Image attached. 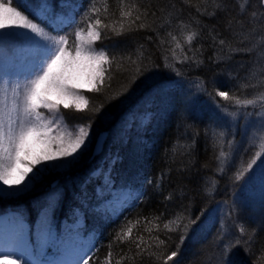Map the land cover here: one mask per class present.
<instances>
[{
  "label": "snow or ice",
  "instance_id": "snow-or-ice-1",
  "mask_svg": "<svg viewBox=\"0 0 264 264\" xmlns=\"http://www.w3.org/2000/svg\"><path fill=\"white\" fill-rule=\"evenodd\" d=\"M119 2L121 5L120 19L106 23L108 0H88V6L79 21L76 19V14L84 7L83 0H59L58 4H53L50 0H39L35 6L21 5L25 10H21V6H14L13 0H0V30H6L0 31V198L18 197L32 190L34 184L40 181L45 174L71 169L87 151L91 143L89 139L91 120L87 125L69 126L67 116L61 112V108L74 110L69 113L71 115L91 112L92 116H95L104 107V104L93 106L92 99L85 95V90L102 94L106 89L111 88V82L115 78L114 73L121 70L125 58L109 55L103 47L97 50V42L102 43L111 38L108 35L109 32L115 37H120L137 30L136 22L140 20L139 15L134 16L135 5L128 6L126 0H119ZM101 3L103 9L98 6ZM227 6L228 0H219L216 10L209 13V17H214L216 11H226ZM257 6L260 12L257 13L253 9L249 19L261 25L258 31L264 34V0H257ZM240 8L238 15L243 11L242 5ZM38 20L40 23L37 22ZM178 23L181 28L185 27L183 21ZM126 24L127 27H125ZM72 25H77V27L74 40L71 41L74 51H69V39L65 36L58 37L53 33L63 31ZM146 27L147 25L143 23L138 25L139 29ZM167 35L168 40L160 38L163 66L174 73L178 79L153 89L145 98L146 107H151L157 97L174 99L171 96L174 89L179 88L186 80L185 74L177 67V63L181 66L195 65L196 67L203 64V60L197 55L198 53L202 55L203 46L192 47L199 33L194 31L185 33L183 43L177 35L171 32ZM212 39L213 43H216L217 37L213 36ZM261 41V46H264V35H261ZM224 43V40H219L221 46ZM165 45L168 46L165 47ZM185 46H187V51H185ZM177 49L181 53L179 57L176 54ZM169 54H171V62H169ZM127 59L135 65L134 71L127 83L121 85L115 95L105 96V102L117 99L150 68L158 67L150 57H145L143 46L138 49L136 60H132L131 57ZM146 59L147 63H145ZM222 59L223 57H217V62ZM114 64L115 69H113ZM229 75L230 78H235ZM187 83L188 89L181 100L183 105L181 114L191 107L198 94H205L227 121L221 125L212 121L209 125L212 129L213 147L219 145L223 149L227 144L228 148L227 152L221 150L216 157L219 161L218 172L221 176L227 175L236 164L239 142L227 140V136L232 134L230 125L233 122L238 124L239 115L242 114L246 120L248 117H256V124L250 132V137L253 141L259 139L261 147L264 148V93H260L258 98L241 99L238 95L230 94L229 91L218 89L213 95L208 91L206 82L199 77L194 82L188 81ZM242 87L247 86L242 85ZM217 96L223 101H232L235 109H244L243 113L229 111L222 107L216 101ZM248 106H254L259 111L248 112ZM41 109H46L49 115L46 116ZM148 120L149 115L145 114L140 121L141 125L146 124ZM134 121L135 117H133ZM69 127H74L75 130H67ZM123 127L124 129L130 128L131 123ZM62 128L64 130H61ZM207 132L208 129L205 130L206 135ZM117 138H121L120 130L117 131ZM96 147V154H99L103 150V141L98 140ZM115 161L116 158L108 160L107 171L101 164L91 172L81 185L80 194L74 197L82 207L87 208V185L102 177V185L94 190L98 206L92 208L91 211L97 215L100 212H110L111 215L105 217L106 222L119 219L125 208L132 207L144 195L140 192L137 196H132L123 188L114 190L111 169ZM228 178L234 192L238 186L252 182H258L264 190V151L253 154L247 162V167H238L235 173ZM218 183L215 181V186L212 189L206 188L205 193L211 196V193L217 190ZM156 186L160 187L159 180ZM51 189L52 191L45 197V206L39 214L34 233L24 222L22 214L10 215L3 222L7 225V238L11 241L10 244H6L5 232L2 230L0 232L3 237V242L0 243V258L4 261L21 258V264H81V261L83 264H91L92 258L89 252L94 246L92 241L96 234L93 233L88 239L83 237L84 225L81 219L83 213L80 209L73 210V216L76 217L75 222L73 224L65 222L58 233L53 213L63 198L64 189L59 186L58 182H53ZM165 199H172L171 194ZM181 199H183V193ZM225 209L228 210L225 211ZM207 210V206L202 208L195 219H192L190 212L185 215L181 211L173 220L165 223V229L171 232L178 231L181 234L180 243L176 246L177 250L171 251L165 257L164 264H178L180 249L189 235L194 231L206 230L207 221L201 223V220ZM240 211L241 208L236 204L235 198L231 204L220 203V207L216 210L220 216V239L227 234L225 218L232 219L234 214L238 217ZM139 223L140 221H128L117 232L115 239L121 243L130 240L133 226ZM172 223L176 224L175 228H169ZM234 226L243 236L245 226L239 224H234ZM261 227H264V221L252 230L253 235ZM33 235L35 236L34 243L31 239ZM155 239L159 240V237ZM138 240L140 242L136 243V247L143 252L144 249L141 248L143 238L139 237ZM251 241L252 237H249L248 242ZM164 243L163 240H159L160 245ZM240 244L241 241L237 238L234 243L225 245L222 264H229L228 257L232 250ZM247 251L249 255H253L251 249ZM50 252L51 255H49ZM260 255L264 257V248L260 249ZM108 256L110 259L111 252ZM116 264H120V261L118 260Z\"/></svg>",
  "mask_w": 264,
  "mask_h": 264
},
{
  "label": "trees",
  "instance_id": "trees-1",
  "mask_svg": "<svg viewBox=\"0 0 264 264\" xmlns=\"http://www.w3.org/2000/svg\"><path fill=\"white\" fill-rule=\"evenodd\" d=\"M50 2L58 4L59 0H50ZM13 3L14 6L23 4L35 6L39 0H13ZM217 3L219 0H126L128 6L135 5L134 16H140V20L136 22L135 26L137 30L120 37H115L109 32L108 35L111 38L102 43L97 42L96 45L98 49L105 48L109 55L125 58L123 66L119 72L114 73L115 78L111 82L112 86L104 93L96 94L85 90V95L92 99L93 106L104 104V107L95 116H92L91 112L71 115L69 113L74 110L61 108V112L67 116L68 125H87L91 120V149L88 153L83 154L81 161L77 163L78 165H74L71 171L57 177L48 175L42 179L39 189H43L38 191L41 194L42 192L47 193L46 189L51 188L53 182H58L59 186L64 189L63 198L53 213L56 230L60 228L58 226L66 218L75 219L74 209H80L83 213L81 217L84 225L82 234L86 236L96 234L93 249L89 254L92 258L91 264H116L118 260L120 264H164L165 257L171 251L177 250L176 246L180 243L181 234L178 231L171 232L165 229V223L173 220L178 212L183 211L185 215L190 212L192 219H195L205 206L207 209H211L218 202H226L227 197L232 193L228 177L232 176L238 167H246L247 154L236 158L237 166L232 167L227 175L219 174V161L216 157L221 150L227 152L228 148L227 144L223 149L219 145L213 147L212 129L209 125L212 121L221 125L226 120H223L222 116L220 117L221 112L211 99L197 96L193 103L194 108L191 105L187 111L181 114L182 98L180 95L174 97L175 95L171 94L174 99L165 105V114L160 116L161 121L159 124L157 123L160 127L159 130L153 131L150 123L149 125L146 123L144 126L145 129H149L150 133L146 140L148 143L144 146L148 157L138 156L133 160L134 163H130L131 152L128 150L125 153L119 152L121 158L116 159L111 169L114 190L119 186L138 189L142 175H144V168L139 165L142 163L150 172V178L148 177L145 188L150 185L149 180H151V190L140 191L144 193L143 197L138 199L132 207L125 208L119 219H114L111 222L105 220L106 216L111 215L110 212H100L97 215L91 211L92 208L98 206L94 187L100 182V179L93 180L87 185V208L82 207L80 202L74 198L80 194L81 185L84 184L89 173L95 170L94 163L97 161V157L90 156L94 141L99 133L108 132V123L115 114L120 113L125 101L130 97L129 94L135 90L140 93L151 80L157 82L160 79L176 78L174 73L164 68L162 48L160 47V38L168 40L169 32L177 35L182 43L185 33L193 31L199 33L192 47L203 46L202 55L197 54L203 60V64L196 67L195 65L181 66L177 63V67L181 69L185 77H190L193 80L199 77L206 81V84L212 83L210 86L214 90L229 91L230 94L238 95L241 99H254L255 91L264 93V55H261L264 53V46H261V35L264 34L258 31L261 25L249 19L253 9L257 13L260 12V9L254 2L228 0L227 10L216 11V15L210 18L208 14L216 10ZM83 5L84 7L76 14L77 21L80 20V16L87 8L88 0H83ZM241 5L243 11L238 15ZM98 6L103 9L102 3ZM120 8L119 0H108V19L105 22L119 20ZM21 10H25V8L21 6ZM57 11H59L58 8ZM179 21H183L184 28L180 27ZM37 22L40 23L39 20ZM141 23L146 24L147 27L139 29L138 25ZM80 26L83 27V25ZM76 27L77 25H72L57 33L61 34L66 31L64 35L71 38ZM213 36L217 37L216 43H213ZM221 39L225 41L223 46L219 44ZM141 46H143L145 57H150L158 67L150 68L132 84L126 93L117 99L105 102L106 95H115L121 85L127 83L135 69V65L131 64L127 58L131 57L132 60H136L138 49ZM167 46L165 45V47ZM236 49L254 51L260 56L257 54L250 60H241L242 53L234 51ZM185 51H187V46H185ZM176 54L178 57L181 55L179 49L176 50ZM188 54L191 55V53ZM217 57H223V59L217 62ZM171 59V54H169V62ZM147 62L146 59L145 63ZM115 67L114 64L113 69ZM229 74L235 78H230ZM242 85L247 87H242ZM211 92L215 95V91ZM216 101L227 109L233 104L232 101H223L218 96ZM195 108L200 109L201 114ZM206 129H208L207 135L205 134ZM230 130L232 133L233 130L231 128ZM231 136L232 134H229L227 140H231ZM150 139L155 144H152ZM116 142L113 140L111 145L112 153L116 148L124 151L125 146L121 144L117 146ZM90 160L92 161L90 162ZM86 165L87 168H85ZM158 180L160 181L159 188L156 186ZM215 181L219 182L217 190L209 196L205 193V189H212L215 186ZM182 193L183 199H181ZM170 194L172 199L166 200L165 197ZM11 206H17L15 212L22 214L26 224L34 233L40 210L45 206V196L38 198L33 195L30 198L20 195L15 198H0V217L8 213ZM247 212L240 211L238 217L234 214L232 219L225 218L227 234L223 236V239H220V216L213 213L212 217L206 218L207 214H205L201 223L207 221L206 230L194 231L189 235L180 249L178 264H222L225 245L234 243L237 238L240 239L241 244L232 250L228 257L229 264H264V257L260 255V249L264 248V227H261L255 235L252 233V230L264 221V210L259 211L260 213L251 212L246 215ZM158 217L159 219H157ZM128 221H140V223L133 226L131 239L121 243L115 237ZM234 224L245 226L243 236L240 235L239 229ZM175 227V223L169 225V228ZM139 237H142L144 241L141 243L143 252H140L136 247V243L140 242ZM156 237L165 243L160 245L159 240L155 239ZM249 237H252L251 242H248ZM247 249H251L253 255H249ZM109 252H111L110 259ZM122 257L124 259H121Z\"/></svg>",
  "mask_w": 264,
  "mask_h": 264
},
{
  "label": "rangeland",
  "instance_id": "rangeland-1",
  "mask_svg": "<svg viewBox=\"0 0 264 264\" xmlns=\"http://www.w3.org/2000/svg\"><path fill=\"white\" fill-rule=\"evenodd\" d=\"M245 1H249V0H243V2ZM250 2H254L255 4H257V0H250ZM42 26L44 27H47V25L43 24ZM49 31H51V29H48ZM0 31H6V30H0ZM53 35H56V36H64V35H59V34H55L53 33ZM69 41H70V45H69V48L68 50L69 51H74V48L73 46L71 45V41L74 40V34L71 38H68ZM97 48V47H96ZM97 50H99L97 48ZM236 52H240L242 53L241 55V60H250L252 59L254 56H257L258 53H255L254 51H236ZM253 52V53H252ZM250 53V54H249ZM252 56V57H251ZM258 56H260L258 54ZM238 58V57H237ZM178 78H173L171 79L170 81H168L167 83H171L173 81H176ZM188 79H186L184 82L181 83L180 86H183L184 88L188 89ZM195 81V80H194ZM193 81V82H194ZM206 82V81H205ZM159 82L156 83V85L158 84ZM207 83V82H206ZM212 84V83H211ZM210 83L206 84L207 88H208V91L211 92V91H215L211 86ZM211 85V86H210ZM158 87V86H157ZM155 87V88H157ZM193 91L195 90L194 87L192 89ZM256 94H255V98H258L259 97V91H255ZM198 96L200 98H206V99H210L207 95L205 94H198ZM160 100V99H159ZM162 101V100H161ZM164 104V101H162L161 105ZM41 111H43L45 113V115H49L47 110L46 109H41ZM229 111H239L241 113H243L244 109H235V107L233 106V104L230 106V110ZM247 111L248 112H254V111H259L258 108H254V106H248L247 107ZM161 111L159 110L158 112V116H162ZM148 114V112L146 113ZM134 115V114H133ZM149 115V114H148ZM145 116V115H144ZM143 116V117H144ZM150 116V115H149ZM222 116V119L224 120V116L222 114H220V117ZM225 123H227V121H225ZM224 123V124H225ZM255 124H256V117L255 116H252V117H248L247 120L245 119V117L241 114L238 116V124H236L235 122H233L231 125H230V128L233 130L232 132V136H231V140L233 141H238L239 142V146H238V150H237V159L240 157H242L243 155L247 154V162L252 158L253 154L257 153V152H260V151H264V148L261 147V142L259 141V139L253 141L250 137V132L254 129L255 127ZM69 126H75V125H69ZM120 129L121 131V127L119 126V124H117V127L115 129V132L117 133V131ZM61 130H64L63 128ZM67 130H75L74 127H69ZM257 135H259V133H256ZM112 137L114 136L113 134H111ZM91 143L87 149V151L84 152V154L87 152H89V150L91 149V144H92V140H91V136L89 137ZM97 141V140H96ZM95 141V142H96ZM93 149V148H92ZM249 152V154H248ZM105 151H103L101 153V155H104ZM131 154V153H130ZM83 156V155H82ZM82 156L80 158L79 161H81L82 159ZM131 161H129L130 163H134V159H137L138 157L136 156H132L129 157ZM78 165V164H77ZM237 166V164L235 165ZM246 167H247V163H246ZM71 171V169L67 170V171H64V172H51V173H48V174H45L40 181L36 182L33 186V188H37V189H33L22 194L23 197H33V195H40L38 194L37 192H39L38 190H42L43 188L39 189L41 187V181L42 179L46 178L48 175L51 176V177H57V176H61L62 174L64 173H67ZM107 171V170H106ZM38 185V187H36ZM230 191H232V193H230L227 197V200L226 202L228 204H231L232 203V200L233 198H235L236 200V204L238 206H240L241 208V212H245V211H248L246 215L248 214H251V212H257V213H260L261 211L264 210V190L261 189V186L258 182H252L250 184H245L243 186H238L236 189H235V192L233 190V187H232V184L230 183ZM32 191V193H31ZM126 192H128L127 190H125ZM34 193V194H33ZM138 194V192H132V196H136ZM20 197V196H18ZM110 199V198H109ZM220 203L221 202H218L216 203L215 205L212 206L211 209H208L207 212L205 214H207L206 218H210L212 217L213 213H217L216 210L220 207ZM17 206H11L9 207V212L4 214L3 216L0 217V232H2V230L5 232V236H6V244H10L11 241L10 239L7 238L8 236V229H7V225L6 223H3L4 221H6V218L10 215H13V214H18L16 212H12L11 210L13 209H16ZM13 208V209H12ZM228 209H225V211H227ZM260 211V212H259ZM254 215V213H253ZM234 217V216H233ZM76 219V217H75ZM75 219L72 220V219H67L65 221H63L62 224H60L58 227H60L57 232L59 233L61 230H62V226L64 225L65 222H67L68 224H73L75 222ZM25 222V220H24ZM26 223V222H25ZM85 239L86 237L83 236ZM33 243L35 241V236H32L31 237ZM3 242V237L2 235H0V243ZM49 255H51V252L49 253ZM0 264H21V258H16V259H12L10 261H4L2 258H0ZM81 264H83V262L81 261Z\"/></svg>",
  "mask_w": 264,
  "mask_h": 264
},
{
  "label": "bare ground",
  "instance_id": "bare-ground-1",
  "mask_svg": "<svg viewBox=\"0 0 264 264\" xmlns=\"http://www.w3.org/2000/svg\"><path fill=\"white\" fill-rule=\"evenodd\" d=\"M186 79L190 80V81H194L193 79H190L186 77ZM171 78L167 79V80H159L157 82H159L157 85L154 80H151L149 82V84L142 89V91L140 93H137L136 90L135 92H132L129 94V98H127V100L125 101V104L123 105L122 110L120 111V113L115 114L114 117L111 118V121L108 123L109 129L107 128L108 134L111 135L113 134V138L114 141H117L116 144L117 146L119 144L125 146V150H121L120 148H116V150L114 151V153L111 154L112 158H116V159H120V153H125L128 151L131 152L132 156H142L144 158L148 157V155H146L145 152V147L147 145V137L150 136L149 133V129H145L144 125H141L140 121L143 118V116L148 112V114H150V121L148 120V125L149 123L151 124V129L155 132H157L160 128L158 127L159 121H161L160 116H158V112L159 110L161 111V115L165 114V105L166 103H171L172 99L170 100L167 97H157L155 99V102L152 104L151 107H146L145 106V98L149 95V93L152 92L153 89H155V87L167 83L168 81H170ZM186 88H184L183 86H180L179 88L174 89L173 93L176 96H181L183 94H186ZM160 99V100H159ZM164 101V104L161 105L162 101ZM193 108H194V104H192ZM195 110H198V112L200 113V109L195 108ZM230 110V108L228 109ZM134 114V115H133ZM201 114V113H200ZM133 117H135V121L133 122ZM131 123V127L129 128L130 130L128 132H124V125ZM158 123V124H157ZM117 124H119V126L121 127V138H117V133L115 132V129L117 127ZM120 130V129H119ZM106 132V131H104ZM150 142L152 144H155L153 140L150 139ZM105 157H103L101 160H103ZM92 160H90L91 162ZM140 166H142L143 169V173L144 175H142V180L140 182L139 187L143 190V191H150L151 190V185L152 183H150V185L148 187L145 188L146 184H147V180L148 177L150 178V172L148 170V168L146 169L145 166L142 165V163L139 164ZM88 166L86 165L85 168H87ZM154 181V180H153ZM155 182V181H154ZM23 201H25L22 198Z\"/></svg>",
  "mask_w": 264,
  "mask_h": 264
},
{
  "label": "water",
  "instance_id": "water-1",
  "mask_svg": "<svg viewBox=\"0 0 264 264\" xmlns=\"http://www.w3.org/2000/svg\"><path fill=\"white\" fill-rule=\"evenodd\" d=\"M98 140H102L103 141V137H100ZM96 146H97V143H96ZM95 152L97 153V147L95 148Z\"/></svg>",
  "mask_w": 264,
  "mask_h": 264
}]
</instances>
